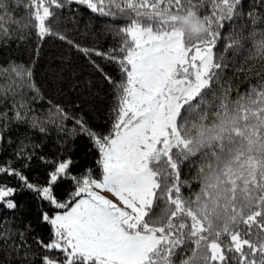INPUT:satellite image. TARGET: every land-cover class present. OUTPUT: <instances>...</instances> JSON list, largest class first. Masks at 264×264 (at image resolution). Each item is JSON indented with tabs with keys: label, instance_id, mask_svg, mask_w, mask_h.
<instances>
[{
	"label": "trees",
	"instance_id": "1",
	"mask_svg": "<svg viewBox=\"0 0 264 264\" xmlns=\"http://www.w3.org/2000/svg\"><path fill=\"white\" fill-rule=\"evenodd\" d=\"M189 12L212 65L149 159L139 225L165 240L141 264H264V0H0V264H103L56 245L52 218L102 179L104 147L135 124L129 29L170 30Z\"/></svg>",
	"mask_w": 264,
	"mask_h": 264
},
{
	"label": "rangeland",
	"instance_id": "2",
	"mask_svg": "<svg viewBox=\"0 0 264 264\" xmlns=\"http://www.w3.org/2000/svg\"><path fill=\"white\" fill-rule=\"evenodd\" d=\"M42 8L37 13L39 26L46 15ZM175 21L176 27L165 31L138 25L129 29L136 45L128 54L131 70L125 110L132 113L135 124L126 120L104 147L102 179L87 184L72 206L52 218L58 234L55 244L65 247L70 257L141 264L165 240L159 229L139 225L154 186L149 159L169 125L168 97L179 90V104L192 98L207 83L212 65L206 24L193 12ZM184 78L187 81L174 84ZM43 193L48 195L46 189ZM7 194L8 190L0 189V199ZM232 238L235 247L243 244L238 235ZM209 248L212 259L222 258L217 242H209Z\"/></svg>",
	"mask_w": 264,
	"mask_h": 264
},
{
	"label": "water",
	"instance_id": "3",
	"mask_svg": "<svg viewBox=\"0 0 264 264\" xmlns=\"http://www.w3.org/2000/svg\"><path fill=\"white\" fill-rule=\"evenodd\" d=\"M187 79L184 78L183 80L179 79L178 81H176L174 84H176L177 82L179 81H184ZM180 89V88H179ZM179 95H180V91L178 90L176 94L174 95H171L168 97V109L170 110L169 113H168V118L167 120L169 119L170 121L173 119L174 121L176 120V113L177 111L180 109V104L178 103V98H179Z\"/></svg>",
	"mask_w": 264,
	"mask_h": 264
}]
</instances>
